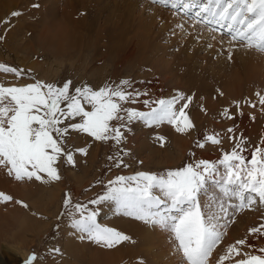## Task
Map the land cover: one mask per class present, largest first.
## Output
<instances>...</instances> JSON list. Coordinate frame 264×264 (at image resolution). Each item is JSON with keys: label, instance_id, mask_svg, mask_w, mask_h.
<instances>
[{"label": "rangeland", "instance_id": "obj_1", "mask_svg": "<svg viewBox=\"0 0 264 264\" xmlns=\"http://www.w3.org/2000/svg\"><path fill=\"white\" fill-rule=\"evenodd\" d=\"M0 1L4 7L1 23L8 25L5 27L6 33L10 32L11 35L16 36L17 40H21L20 44H22L21 42L24 43L22 40H25V37L26 39L27 37L31 39V26L36 27L39 22L45 25L49 24L52 15L60 17L62 9L71 10L70 12L76 23L75 28L72 26L74 24L68 23V25L66 23L67 25H65L69 29L73 27L74 29L72 28L71 30L79 32L78 35L85 37V41H89L91 38L97 39L95 36L97 32L101 36L97 40L98 42L96 41V44H98L92 52L89 53V51L83 50L80 53L78 59L83 62L80 63L82 65L73 64L70 67L65 62L60 67L61 69L56 77L54 75L48 78L38 72L35 75L27 72L18 61H9L0 57V63L24 70L20 77L12 73L0 72V83L5 86H22L35 83L37 80L45 83H55L59 86L63 82L70 80L73 89L88 85L94 90H98L106 84L116 86L121 81L128 80L131 82L129 90L134 89L147 93V95L140 96L136 103L126 104L125 107H133L139 111L147 112L150 109L143 104L145 99L150 101L170 99L179 92V88L188 91L190 88H195L198 83H205L207 87L210 84H213L214 87H223L225 78H227L225 77L226 74L233 71L232 67L235 64V59L232 58L233 54H238V50L246 48L240 43L231 41L230 35L227 34V31H224L226 28H218L217 26L219 25H209L204 22L197 23L196 19L192 18L194 17L192 13H195V10L198 11L196 8L185 15L183 11H180L181 9H172L171 7L153 3L152 0ZM33 5H38V7ZM13 11H18L21 15L13 17L11 16ZM37 11L38 14L41 13L39 17L36 15ZM6 20L8 23H4ZM213 28L216 30L214 31ZM0 36H3L1 31ZM20 36L21 39L18 38ZM139 38H145L147 43L143 53V57L146 60L143 62L137 58ZM0 40L5 41L4 36ZM133 41L134 45L132 46ZM15 44L18 47L19 42ZM129 49H137L135 50V58L125 68L122 67L120 70H116L112 60L115 61L117 55L125 54ZM246 49L262 53L255 48L247 47ZM47 55L37 59V61L36 58L29 57L27 61L29 65L40 62L43 58L52 62L53 58ZM143 57L141 58L143 59ZM19 61L21 62L22 60L20 59ZM21 63L25 64V62ZM139 68L141 69L139 70ZM93 69L96 72L92 76L93 84L90 85L88 75ZM38 71L41 72V70ZM153 81H155L154 86L157 85L159 90L156 91L154 89L155 93L146 84V82L152 84ZM159 87L164 91L163 95H161ZM210 94L211 88H208L203 97ZM216 102L219 103L220 99L217 98ZM182 103L184 102L182 101ZM152 106L155 107V104ZM235 106H237V103L232 108H235ZM179 107L180 105L178 104L177 108ZM189 107L192 111L195 104H189ZM197 108L195 107V111H197ZM185 112L188 116L191 113L189 108L185 109ZM210 117L211 121H214L213 116ZM223 121H227L224 127L230 125L228 119ZM201 122L199 120L196 123ZM129 127L131 131L125 132L126 140L120 145H116L114 140L97 141L85 133L73 132L66 147L68 150L73 151L75 163L74 165L69 164L63 157L58 161L56 167L61 177L59 180H48L45 176L44 181H38L35 178L17 181L13 176H10L9 188L7 190L0 188V192L13 198L7 202L0 201V264H25V261L33 253L37 257L33 264H63V261L66 260L72 261L73 255L66 254L63 251V245L66 241H70L77 249H81L82 242L85 247H88L87 244H89L88 248L91 247L90 249L93 251L104 252L105 255L118 253L119 245H124L128 250H131L130 246H126L127 244L123 242L113 248L104 247L88 239L86 233L73 228L70 223L71 218L68 215L71 209L66 208L64 205L66 193L71 194L73 204L80 203L87 205L89 210H96L98 213L96 222L101 226L112 228L111 223L114 218V220H128L129 224L136 227L155 229V227L146 224L142 220H137L124 213L122 215V211L111 215L113 218L111 216L108 217L109 209L115 205L114 202H104L103 204L95 205L89 203V201L103 195L107 189L108 182L114 180L117 176H132L142 171L165 174L169 170H176L189 163L197 162L193 160L194 157L192 156H194L195 150L198 149L197 144L200 143L199 140L204 133L187 132V145L189 147L183 155L179 156V150L177 151L171 144L174 141L173 134H180L173 125L164 122L159 125L148 126L143 121H133ZM168 133L172 134V136H169ZM208 143L210 142H205V144ZM210 145L211 148H215L219 144L213 145L210 143ZM138 147H141V149H138ZM234 147L220 148V151L219 148H215V152H222L223 149H226L229 151L227 153H231ZM78 148H86L87 154L75 151ZM156 149L164 152V155L159 154L160 156L167 154L170 160L172 159L174 162L170 164L165 158H160L159 155L155 154ZM252 149L244 146L242 154L250 152L249 156L247 155L246 157L247 160H251ZM125 151L128 152V155H124ZM109 157H113V159H109ZM120 159L123 160V164L117 167L116 164ZM1 178L2 176H0ZM220 187L215 181H209L206 189L207 194L203 195V198L208 197V194H210L209 197L219 196L222 199L229 200L227 202V205L229 204L228 215L220 221L221 224L223 223L222 225L226 226L222 229L224 236L213 251L221 243H224L223 239L227 235L232 236L231 230L234 229V231H237V233H234L238 237L232 239L233 244L240 239H245L247 242L250 240L252 243H246L245 246H241L242 251L257 255L261 254L257 249L264 247V236L250 234L249 229L264 224V205H261L257 198V203L251 207L237 209L236 205L239 204V200L235 197L223 196ZM52 193L55 194V199L54 197L53 199L51 198ZM17 201L22 203H17ZM46 202L49 204H46ZM23 205H27V207ZM163 210V207L159 209V211ZM153 211H157V209H153ZM116 216H121V218ZM76 217L79 218V214H76ZM34 222L37 223H35L37 227H33L35 225L33 224ZM26 223L29 224L27 225ZM31 225L32 227H30ZM130 228L129 226L128 229ZM241 230H244L243 234H240ZM161 232L164 236L166 235L164 239L167 242L165 252L168 254H165V256H172V264H186L182 254L177 250L176 242L172 235L165 230H161ZM254 245H257L256 250ZM83 251L87 252L89 249L86 248ZM226 253L227 250L221 254L224 256ZM241 258L243 257H237L233 254L223 264H235V261ZM76 264H79V262H76ZM216 264H220V261H216Z\"/></svg>", "mask_w": 264, "mask_h": 264}, {"label": "snow or ice", "instance_id": "obj_2", "mask_svg": "<svg viewBox=\"0 0 264 264\" xmlns=\"http://www.w3.org/2000/svg\"><path fill=\"white\" fill-rule=\"evenodd\" d=\"M152 2L182 9L185 15L196 8L198 11L192 18L197 23L226 28L231 41L264 53V0ZM19 15L21 13L18 11L11 13L13 17ZM0 72L20 77L24 70L0 63ZM130 88L131 82L128 80L116 86L106 84L98 90L88 85L73 89L70 80L59 86L39 80L22 86L0 83V167L5 168L7 174L17 181L33 178L44 181L45 176L48 180L56 181L61 178L56 165L62 157L69 164L75 163L73 151L66 147L73 132L85 133L97 141L114 140L116 145H120L126 140L125 132L131 131L129 125L133 121H143L148 126L167 122L181 133L194 127L185 112L192 103L191 96L186 97L178 92L170 99H145L143 104L150 110L144 112L125 107L126 104L136 103L140 96L147 95ZM256 96L264 108V94L257 92ZM182 101L184 103L181 104ZM222 115L233 118L227 109ZM233 131V128L228 129L229 133ZM205 142L217 145L221 141L216 135H210ZM204 146L205 143L197 144L200 148ZM243 150L244 140L241 138L231 153H226L219 161L224 167L223 173L215 163L201 159L165 174L142 171L132 176H117L108 182L103 195L89 203L100 205L114 202L117 211L169 232L186 264H209L213 249L224 236L222 229L226 226L220 221L227 217L228 208L219 198L215 203L202 200L208 182L215 181L220 185L223 196L237 198V209L251 207L257 203V198L264 205V148H256L251 160L242 155ZM75 151L87 154L86 148ZM124 155H128V152L125 151ZM121 164L122 159L116 166ZM12 199V196L0 192V201ZM64 205L71 209L68 215L72 227L86 233L88 239L95 243L113 248L131 240V237L114 228L98 224L97 211L89 210L87 205L73 204L70 193L65 194ZM162 207L164 210L159 211ZM76 214H79V218ZM249 233L264 236V224L250 228ZM246 243L245 239H240L229 245L227 253L220 258V264L233 254L243 257L237 259L235 264H264V247L258 249L259 255L243 252L241 246ZM36 259L33 253L25 264H33Z\"/></svg>", "mask_w": 264, "mask_h": 264}, {"label": "bare ground", "instance_id": "obj_3", "mask_svg": "<svg viewBox=\"0 0 264 264\" xmlns=\"http://www.w3.org/2000/svg\"><path fill=\"white\" fill-rule=\"evenodd\" d=\"M70 11L71 10L62 9V11H60V17L52 15L49 24L45 25L44 23L39 22L37 23L38 25L36 27L31 26V39H28V37L26 39L25 37V40H22L24 41V43L21 42L22 44H20L21 40H17L16 36H13V34L11 35L10 32L6 33L5 27L7 24L1 23L2 15H4V7L0 1V31L5 38V41L0 40V57L9 61L16 60L23 66L25 70H27V72L34 73L35 75L38 72L47 76L48 78H51L54 75L56 77L61 69L60 67H62L65 62L68 63L70 67H72L73 64L82 65L80 63L83 62L78 59L80 53L83 50L89 51V53L92 52L98 44H96V41L99 40L101 36L97 32L95 33L97 39L91 38V40L85 41V37H81L80 35H78L79 32H73L74 30H71L73 27L70 26L71 28L69 29L66 26L68 23H70L71 25L74 24L72 25L74 26V28L76 25L73 19V15ZM180 11H182V9ZM196 11L197 10H195L194 12ZM40 14H38L37 11V17H39ZM194 14L195 13H193L192 15L194 16ZM217 27L219 28V26ZM18 29L20 30V28ZM224 31L227 30L224 29ZM18 38L21 39V36ZM16 42H19L18 47L15 44ZM138 42L140 43L138 47L139 50L137 51V58L139 61L142 60L141 62H143L146 60L144 59L145 57H143V53L147 47V43L145 41V38H139ZM133 45L134 41L132 43V46ZM246 48H241L240 51H237L238 54H233L232 58L235 59V64H233L234 66L232 67L233 71L226 74L225 77L227 78H225L226 82L224 81L223 87H214L213 84H210L207 87L205 83H198L195 88H190L188 91L179 88V93H183L186 97L191 96L193 98L191 104H195V107H198L197 111H195V107L192 111L190 110V107H188L189 112H191L189 115V119L194 125L192 129L184 133L180 132V134H173V136L172 134L168 133L169 136H172L174 138V141L171 142V144L177 151L179 150V156L183 155L185 150L189 147V145H187V132H198V134L203 132L204 134L199 140L200 143H205L207 136L216 135L221 142L223 141L222 143H219L218 147H215L219 148V151L221 150L220 148H229L230 146L234 147L235 142H240L241 138H243L244 146L246 148H253L251 150V153H253L258 147L264 148V108H262V106L259 104L258 98L256 96L257 92L264 94V53H257ZM135 50L129 49V51L125 54L121 53L120 55H117V59L115 61L112 60L115 69L120 70L122 67L125 68L126 66H128V63L132 61L136 56ZM46 54L50 55L53 58L52 62L43 58L42 60H40V62L32 63L29 65L27 58H36L37 61V59L46 56ZM76 54L77 56L75 57ZM141 57H143V59ZM20 59L22 60L21 62H25L26 65L21 63L19 61ZM140 69L141 68H139V70ZM38 70H41V72H39ZM95 72V69H93L91 73L89 72L88 81L90 85L93 84L92 76ZM146 84L150 89L152 88V91H154V93L155 90H158V86H154L155 81H153L152 84L148 82H146ZM208 88H211V94L209 96L203 97L205 91ZM159 89L161 90V95H163L164 91L160 87ZM191 91H195V94ZM217 98L220 99L219 103L216 102ZM235 103L239 104V108H237V106H235V108H232ZM251 104H255L256 106L252 107L250 106ZM225 109H227L228 114L233 117L232 119H229L226 116L222 115ZM210 116H213L215 122L211 121ZM225 119H228V123L230 124L227 127H224L227 124V121H223ZM199 120H201L202 122L197 124L196 122ZM229 128H233L234 131L229 133ZM208 144H205L203 148L198 147V149L195 150L194 156H192L194 157L193 160L199 161L202 159L211 163H216L217 167H219L220 169V172L223 173L224 167L219 163V161L222 160L223 156L229 151L223 149L222 152L217 153L215 152V148H211L210 143ZM138 149H141V147H138ZM155 154L164 155V152L156 149ZM249 154L250 152L248 151L244 152L242 155L247 157V155L249 156ZM161 157L165 158V160L170 164L174 162L172 159L170 160L167 154L165 156H160V158ZM0 176H2V178L0 179V188H4L7 190L9 188L8 184L10 182V176L7 174V170L3 167H0ZM206 194L207 193H205V195ZM209 195L210 194H208V197L206 198L202 197V199H205V201L212 200V202L215 203V200L219 198L220 201L225 204V207H229V204L227 205V202L229 200L222 199L219 196L209 197ZM53 197L54 199L56 198L55 194L52 193L51 198L53 199ZM46 204L49 203L46 202ZM116 210V205H114L111 209H109L110 212L108 217H110L111 215H115V212H118ZM121 214L123 215V212ZM116 217L121 218V216ZM110 222H112V220ZM35 223L36 222H34L33 224ZM129 223L130 222L128 220H114L113 218L111 226L117 231H120L131 237L130 241L123 242L127 244L126 246H130L131 250H128L126 247H124V245H119L121 248L118 247V253L105 255L104 252L98 250L93 251L92 249H90L91 247L88 248L90 246L89 244H87L88 247H85L82 242L81 249H77L72 245L70 241H66L63 245V251H65L66 254H72L73 258L72 261H63V264H76V262H79V264H140L141 261L143 262V264H172V256H165V254H168L165 252L167 242L166 240H164L166 238V235L164 236L162 234V229H160L159 227H155V229H146L145 227H136ZM26 224L28 225L29 223ZM36 224L33 225V227H35ZM129 226L131 227L130 229H128ZM30 227H32V225ZM243 231L244 230H241L240 234H243ZM231 232L232 236L227 235V237L223 239L224 243H221V245L212 252L213 254L209 258V264H216V261H220V255L222 257L223 252L228 249L229 245L233 244L232 239L238 237L235 234L237 233L236 230L234 231V229H232ZM257 236L259 235L257 234ZM247 243L252 242H250L249 240ZM221 247L222 249L220 250ZM86 248L89 249V251L84 252L83 249ZM256 248L257 245H254L255 250Z\"/></svg>", "mask_w": 264, "mask_h": 264}]
</instances>
